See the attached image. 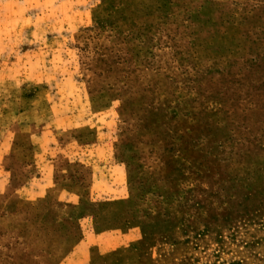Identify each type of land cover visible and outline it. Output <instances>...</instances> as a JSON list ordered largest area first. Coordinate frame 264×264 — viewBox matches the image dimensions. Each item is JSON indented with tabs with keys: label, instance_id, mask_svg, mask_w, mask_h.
<instances>
[{
	"label": "rangeland",
	"instance_id": "374dc122",
	"mask_svg": "<svg viewBox=\"0 0 264 264\" xmlns=\"http://www.w3.org/2000/svg\"><path fill=\"white\" fill-rule=\"evenodd\" d=\"M0 264H264V0H0Z\"/></svg>",
	"mask_w": 264,
	"mask_h": 264
}]
</instances>
